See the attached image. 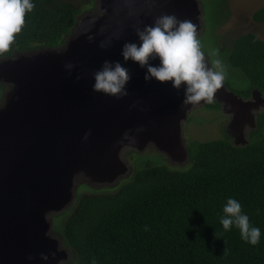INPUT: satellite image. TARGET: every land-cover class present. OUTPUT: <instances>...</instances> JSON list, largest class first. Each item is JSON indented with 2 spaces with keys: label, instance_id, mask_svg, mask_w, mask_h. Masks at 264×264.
<instances>
[{
  "label": "water",
  "instance_id": "obj_1",
  "mask_svg": "<svg viewBox=\"0 0 264 264\" xmlns=\"http://www.w3.org/2000/svg\"><path fill=\"white\" fill-rule=\"evenodd\" d=\"M199 7V0H101L99 13L81 21L61 47L2 63L0 75L15 85L0 104V264H59L63 236L52 232L49 215L75 201L78 186L86 183L76 180L113 185L127 179L126 171L132 177L125 150L153 148L171 168L190 165L185 123L191 110L207 103L186 105L183 86L146 80L147 68L125 61L122 51L126 43L140 42L138 29L163 15L191 21L198 32ZM105 61L129 71L127 95L94 90V74ZM215 99L230 115L227 132L237 144L247 143L264 111L261 91L244 98L224 81Z\"/></svg>",
  "mask_w": 264,
  "mask_h": 264
},
{
  "label": "trees",
  "instance_id": "obj_2",
  "mask_svg": "<svg viewBox=\"0 0 264 264\" xmlns=\"http://www.w3.org/2000/svg\"><path fill=\"white\" fill-rule=\"evenodd\" d=\"M34 3L0 60L35 48H59L80 22L81 9L71 0ZM253 18L264 21V5ZM228 62L249 80L236 94L249 98L258 89L264 95L263 38L241 34ZM3 90L0 82L1 103ZM207 106L219 109L221 104ZM231 138L225 132L222 138L191 141L186 168L149 163L114 192L84 194L59 230L77 255L73 264H264V111L247 143ZM229 197L261 228L258 245L245 243L235 227L223 230L219 217Z\"/></svg>",
  "mask_w": 264,
  "mask_h": 264
},
{
  "label": "clouds",
  "instance_id": "obj_3",
  "mask_svg": "<svg viewBox=\"0 0 264 264\" xmlns=\"http://www.w3.org/2000/svg\"><path fill=\"white\" fill-rule=\"evenodd\" d=\"M34 8V0H0V55L10 49L25 26L26 15ZM137 32L140 42L126 43L122 55L125 61L131 59L147 68L146 80L171 81L177 89L183 86L186 105L197 106L201 101L212 103L216 100L215 94L224 85L227 69L221 59L208 66L195 24L179 21L174 15H163L154 25H147ZM152 59H159V65L151 64ZM66 67L71 69L74 65L69 63ZM94 75V90L117 98L127 95L125 86L131 76L120 62L105 61ZM222 212L219 222L225 232L235 227L245 243L256 246L261 242V228L251 223L249 214L243 211L236 198L229 197ZM260 212V209L256 210L257 214Z\"/></svg>",
  "mask_w": 264,
  "mask_h": 264
},
{
  "label": "rangeland",
  "instance_id": "obj_4",
  "mask_svg": "<svg viewBox=\"0 0 264 264\" xmlns=\"http://www.w3.org/2000/svg\"><path fill=\"white\" fill-rule=\"evenodd\" d=\"M101 0H71L76 6L81 9L79 15L80 22L91 20L92 17L99 13V2ZM201 12V27L198 33V39L201 41L202 51L205 53V58L211 67V62L216 59H221L226 66L227 75L225 83L228 88L235 91V89H244L249 85V80L246 74L239 68L232 66L228 62V56L232 49L233 42L241 34L247 32H254L264 39V21L258 22L253 18L256 10L264 5V0H199ZM203 25V27H202ZM78 27V26H77ZM77 30V29H76ZM45 48H39L37 52L44 51ZM33 50L29 53H34ZM27 53H19L18 57L25 56ZM6 58L0 60V67L3 69ZM0 82L4 84L3 101L11 93L14 88V82L8 81L2 74L0 75ZM236 92V91H235ZM1 103V102H0ZM200 105L190 111L188 119L185 123L186 139L188 146L191 141H209L212 139L222 138L228 129V124L231 120L230 115H224L220 108H205ZM262 109V108H261ZM259 109L255 114H257ZM229 118V119H228ZM228 120V122L226 121ZM227 122V124H226ZM228 125V126H227ZM251 129H246L247 132ZM232 136V135H231ZM235 141V137L232 138ZM126 159V164L134 167L135 171L149 163L161 164L167 163L166 156L153 149L149 148L145 151L135 149L125 150L122 154ZM132 164V165H131ZM128 171L122 174V177L127 179ZM123 179V178H122ZM114 182L110 184H100L87 182L86 179L76 180L75 183H85L78 186L75 192V201L65 210L56 214H51L48 217V222L52 221V232L60 233L66 219L75 211L79 199L84 194H91L94 192H114L120 188L127 179ZM57 227V229H55ZM61 249L64 255L59 264H73L77 261L76 254L67 244H64L62 238ZM70 247V249L68 248Z\"/></svg>",
  "mask_w": 264,
  "mask_h": 264
},
{
  "label": "flooded vegetation",
  "instance_id": "obj_5",
  "mask_svg": "<svg viewBox=\"0 0 264 264\" xmlns=\"http://www.w3.org/2000/svg\"><path fill=\"white\" fill-rule=\"evenodd\" d=\"M225 85H226V83H225ZM226 87H227V85H226ZM227 88H228V87H227ZM228 89H230V88H228ZM262 96L264 97V95H263V94H262ZM244 98H246V97H244ZM207 105H208V103L206 104V106H203V107H205V108H208V106H207ZM229 118H230V117H229ZM229 118H228V119H229ZM226 121L228 122V120H227V119H226ZM227 122H226V124H227ZM226 132H227V131H226ZM227 133H228V132H227ZM231 137H232V136H231Z\"/></svg>",
  "mask_w": 264,
  "mask_h": 264
}]
</instances>
